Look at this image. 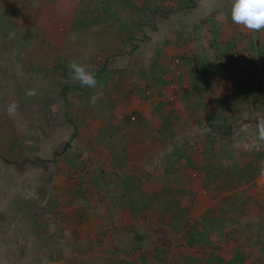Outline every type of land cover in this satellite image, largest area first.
I'll list each match as a JSON object with an SVG mask.
<instances>
[{
	"label": "rangeland",
	"instance_id": "374dc122",
	"mask_svg": "<svg viewBox=\"0 0 264 264\" xmlns=\"http://www.w3.org/2000/svg\"><path fill=\"white\" fill-rule=\"evenodd\" d=\"M231 3L0 0V264H142L143 259L158 256L167 264L184 263L179 251H147L133 240L139 236L133 221L122 219V210L116 207L136 201L140 208L144 206L142 212L156 208L161 214L158 221L173 228L162 210L169 206L167 201L155 196L156 202H151L141 182L152 184L163 174L167 178L163 184L177 186L181 178L174 167L182 146L160 123V129L138 142L139 159L133 158L130 166L126 134L120 123H112L117 114L105 116L104 111L120 107L135 122L131 118L137 115L129 106L147 98V92L155 97L167 85L168 73L175 81L185 66L182 60L198 62V54L216 50L214 44H237L234 38L239 31L231 21ZM153 44L167 45L163 52L157 49L156 59ZM251 51L249 63L262 69L263 59L255 47ZM237 52L229 49L222 58L234 53L238 65L243 64ZM70 60L95 73V89L71 79ZM131 90L142 93L132 96ZM97 93L100 101H107L98 104L97 97L93 103ZM51 100L58 105L51 106ZM175 101H169V106H176ZM163 108L158 105L157 110ZM177 118L171 112L169 124ZM104 121L111 124L105 127L106 137L96 134ZM82 124L80 134L75 133ZM123 145L126 157L121 156ZM190 147L189 158L200 151L196 143ZM166 170L176 173L166 174ZM133 172L145 173L138 177ZM189 175L199 178L196 173ZM174 202L176 211L180 200Z\"/></svg>",
	"mask_w": 264,
	"mask_h": 264
},
{
	"label": "crops",
	"instance_id": "0c3cea01",
	"mask_svg": "<svg viewBox=\"0 0 264 264\" xmlns=\"http://www.w3.org/2000/svg\"><path fill=\"white\" fill-rule=\"evenodd\" d=\"M227 24H230L228 20ZM237 30L239 33H236L234 38L237 44H214L216 50L205 51V55L198 54L197 61L201 65L218 66L214 74L208 76V79H203L204 85L202 83L200 85L199 81L196 83L193 81L192 69L185 65L179 70L181 75L177 76L175 81L171 73L165 76L164 82L167 85L158 89L155 97L154 93L147 92V98H143L142 101L137 99L129 106L130 112L137 115V119L134 116L131 118L135 122L131 123L130 118L125 117L127 112L123 114L120 107L115 111L107 107L104 111L105 116L117 114V120L114 118L112 123L115 125L120 123L121 132L126 134L124 138H127L130 166L133 158L139 159L137 156L141 152V147L138 142L149 138L153 134L152 130L160 129V123L165 121L163 130L168 135L170 131L167 130H171L174 143L183 147L180 149V160L174 167L178 172L177 177L181 178L177 186L163 184L162 181L167 180L162 176L163 174L152 184L143 180L141 182V188L151 196V202H156L157 196L164 197L163 199L167 201L169 205L167 208L170 210L164 212L168 213L169 224L173 216L179 213V208L174 210V201L180 200L178 207H182L181 202L186 204L190 200L188 204L191 207L186 217L189 221L180 231L172 230L171 247L155 245L147 250L172 253L179 251V254L181 252V255L185 256L182 264H264L262 260L264 257V163L260 160L261 156L264 158V141L258 140L257 129V122L264 119V31L250 32L238 25ZM153 46L152 52L156 49V44ZM254 47L258 58L263 59L262 69H257L249 63L251 56L248 54L254 55L251 51ZM232 48L238 50L237 53L240 54L243 64L238 65L239 61L230 65L222 63L225 60L222 55ZM259 48H261L260 54ZM153 56L158 57L157 53ZM244 63L246 65L241 66ZM136 91L131 90L132 96ZM175 99L176 106L170 107L168 102ZM50 105L57 106L58 103L56 100H51ZM158 105L164 107L162 111L157 110ZM171 112L178 117L173 119L172 125L169 124L168 119ZM99 125L96 134L106 137L105 127L106 125L111 127V124L104 121ZM81 126L84 124L77 126L78 134L81 132ZM115 130V133L119 132ZM111 136L112 133L108 135ZM192 143L199 145L200 151L199 153L194 151L189 158ZM123 146L121 156L126 157V153L124 154L126 148L125 145ZM183 155L188 157L189 165L183 162ZM191 160L194 161L193 169L190 168ZM222 161L227 163L221 165ZM249 165L253 167L259 165L261 172L251 173V178L239 183L236 180V173L245 170ZM218 168L223 172L218 181L212 182L208 175L211 177L212 172L217 171ZM133 173L135 176L143 177L145 172L138 175ZM192 173L193 175L196 173L199 178L193 176L194 178L190 179L188 176ZM131 184L129 190H132L133 183ZM133 188V192L137 190L136 186ZM133 203L137 208L140 207L138 202L133 201ZM116 207L122 210V219H131L133 221L131 224L136 228L161 224V221H158L161 214L154 211L156 208L147 210L148 212L136 211L130 215L126 208L133 210L131 206ZM144 214L145 218H143ZM181 243L182 247H180ZM143 260L144 264L152 260L167 264L159 256Z\"/></svg>",
	"mask_w": 264,
	"mask_h": 264
},
{
	"label": "trees",
	"instance_id": "16d2710c",
	"mask_svg": "<svg viewBox=\"0 0 264 264\" xmlns=\"http://www.w3.org/2000/svg\"><path fill=\"white\" fill-rule=\"evenodd\" d=\"M19 6H20V4H19ZM166 46H165V44H156V49H154L153 52L156 53L157 49H159L160 51L163 52L165 50ZM223 58L225 59L222 62L224 64L235 63L234 61H237L236 59H234V53H231V54L227 53V56H224ZM182 61L183 62L181 63V65H187V66L191 67V69H192L191 77L193 78V81L195 83L198 81L203 82L204 78L211 76L218 69L217 68L218 66L215 64L201 65L198 62H196V60L192 61L191 58L190 59L187 58V59L182 60ZM219 67H222V66H219ZM108 82H110V80H108ZM136 93H142V92H139V90H137ZM96 97H98L99 101H100V99H101L100 93H97ZM102 101L103 100H101L100 102H102ZM165 123H166V121H165ZM75 128H76L75 129V133H76L77 127H75ZM167 131H170L169 133L172 136L171 133H173V132L171 130H167ZM176 154H177V152H176ZM180 155H181L180 152H178V156H177L178 159H180ZM254 167L248 166V167H245V170H239V172L236 173V180L239 183H241L243 180H245V179L247 180V178H251V173L252 174L253 173L258 174L261 172L260 168L256 170V169H254ZM254 170H256V171H254ZM222 172H223V170H220L218 168L217 171L212 172L211 177H210V175H208V178L212 182L218 181ZM167 173L168 174H175L176 170H166V174ZM131 207L133 209V212H136V211L142 212L144 210L143 207L137 208L134 205V203L131 205ZM163 207L164 208H162V209L165 210V208L167 206H163ZM190 207L191 206H189V205H185V206L183 205L182 207L179 206V213H176L171 220V224H172L174 229L170 228L169 225L168 226H166V224L163 225L162 222H161V224L159 223L154 227L143 226V227H139V228L134 229V230L138 231V233H139V236H136L134 239L136 241H140L142 243V245L144 244L143 246H145L147 248H150V247L155 246V245H160V246H164V247H171V245L173 244V241H172L173 239H171V232H172V230L180 231L181 229L186 227L187 221H189L186 217L188 215V209ZM118 209H120V208H118ZM142 264H144V263H142ZM148 264H161V263H159L155 260H152Z\"/></svg>",
	"mask_w": 264,
	"mask_h": 264
},
{
	"label": "clouds",
	"instance_id": "9594fccd",
	"mask_svg": "<svg viewBox=\"0 0 264 264\" xmlns=\"http://www.w3.org/2000/svg\"><path fill=\"white\" fill-rule=\"evenodd\" d=\"M231 21L250 32L264 31V0H232ZM69 75L72 80L79 82L81 87L95 89L98 80L93 71L87 65L76 60L68 62ZM96 96L91 98L95 103ZM12 110V109H10ZM258 140L264 141V119L257 122ZM255 143V141H254Z\"/></svg>",
	"mask_w": 264,
	"mask_h": 264
},
{
	"label": "built area",
	"instance_id": "2783aa9c",
	"mask_svg": "<svg viewBox=\"0 0 264 264\" xmlns=\"http://www.w3.org/2000/svg\"><path fill=\"white\" fill-rule=\"evenodd\" d=\"M238 56H235V58H237Z\"/></svg>",
	"mask_w": 264,
	"mask_h": 264
}]
</instances>
